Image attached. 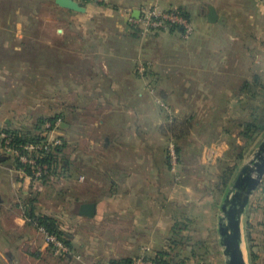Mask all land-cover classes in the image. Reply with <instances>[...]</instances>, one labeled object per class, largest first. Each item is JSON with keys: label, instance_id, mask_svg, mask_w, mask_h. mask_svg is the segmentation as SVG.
Here are the masks:
<instances>
[{"label": "crops", "instance_id": "obj_1", "mask_svg": "<svg viewBox=\"0 0 264 264\" xmlns=\"http://www.w3.org/2000/svg\"><path fill=\"white\" fill-rule=\"evenodd\" d=\"M118 3V19L111 20V25L100 30L99 25L85 27L89 37L76 39L80 43L76 46L87 49L86 54L79 61L72 62L69 68L57 69L56 72V78L65 81L57 83L56 94L86 95L105 102L110 97L111 103L105 110L119 112L116 118L123 120L117 126L116 135L110 133L104 138L100 137L104 139V150L99 154L88 151V155H84L73 151L71 167L64 162L63 173L70 171L71 202L75 207V214L67 217L72 224V235L65 233L62 214L57 212L51 215L60 231L80 250L79 254L88 264L133 261L142 255L145 248H149L151 254L168 250L165 240L171 234L172 219L160 221V176L166 170L157 161L162 151L158 145L167 138L160 131L165 125L161 114L167 113L166 122L173 119L176 111L195 112V118L197 116L200 121L204 114L208 116L213 113L218 117L219 113L234 108V104L228 102L220 106L222 100L226 101L224 95L237 94L243 83L257 73L264 76V69H256L264 64V0H119ZM207 5L217 11L219 19L215 24L207 20ZM145 6H156L162 11L182 10L189 17L187 19L192 24L193 33L185 38L183 29L178 28L177 31L161 33L149 40L132 39L129 35L133 26L130 18H139V11ZM54 7L64 15H70L68 10L56 4ZM85 8V13L73 12L71 15L91 20L98 12L93 2ZM16 10L15 4L1 8L0 0V15L14 16ZM115 15V11L110 13L112 18ZM4 26L0 23V31L7 30L9 33L10 20ZM95 31L104 33L97 37ZM56 32V47L60 41L67 43L68 40L64 38L67 32L64 30L62 34L59 29ZM112 33H116L118 42L112 40ZM10 42L13 51H17L14 40L7 39L3 47L9 48ZM72 42L75 44V39ZM45 44L53 45L52 41ZM61 54L59 57L64 59ZM81 61L87 64L86 67L81 68ZM140 61L151 65L150 72L148 70L144 77L146 80L131 71ZM69 87L72 88L70 93L67 91ZM146 95L154 96H151L150 106L144 104ZM218 96L222 103L217 105L215 98ZM132 97H136L137 103L127 104L125 101ZM77 106L81 105L78 103ZM145 107L153 111L151 127L142 121L146 116L143 113ZM71 109L82 110L75 106ZM96 109L88 108L87 111L94 113ZM110 118L89 125L93 129L105 127ZM131 119L134 123L140 120L135 129L129 122ZM60 126L62 131H57L58 137H64V134L74 130L66 123ZM148 129L155 135L150 133L148 137ZM109 142H114L115 151L108 150ZM151 143L157 147L150 146ZM59 155L55 157L57 162ZM128 159L130 161L127 162ZM27 177L18 162L2 158L0 264H71L68 259L54 256L35 223L24 213L23 208L27 207L34 193ZM81 181L86 183L87 195L80 191ZM91 192L96 193V199H101L97 201L89 195ZM84 204L96 205L97 213L93 219L79 215L80 207ZM80 232H87V237L81 238Z\"/></svg>", "mask_w": 264, "mask_h": 264}, {"label": "rangeland", "instance_id": "obj_2", "mask_svg": "<svg viewBox=\"0 0 264 264\" xmlns=\"http://www.w3.org/2000/svg\"><path fill=\"white\" fill-rule=\"evenodd\" d=\"M118 2L119 0L93 2L98 12L91 20H85L79 15L66 17L64 13L55 10V0H1V8L15 4L17 13L14 16L0 15L1 25L3 23L6 26L7 21L10 20V32L2 29L0 31V131L11 130L26 136L27 134L42 135L48 132L47 126L52 125L49 120L56 121L51 140L60 143L50 153L60 154V159L56 163L57 170L54 171L52 168V179L45 180V184H48L45 186H48L47 189L34 192L31 200H34L38 215L41 213L42 216H51L57 212L62 214L67 235L73 233L71 221L67 217L75 214V207L71 202L73 191L70 187L72 185L70 171L67 172L68 174L63 173L64 162L71 167L73 151H79L84 155H88V151L99 154L104 150V139H102L104 135L110 133L116 135L117 126L123 120L116 118L119 112L106 111L111 103L110 97H108L109 101L105 102L106 100L89 98L86 95L56 94L57 83L65 82L62 78H56V72L57 69L69 68L72 62L79 61L81 56L86 54L87 49L76 46L80 44L76 39L89 37L85 27L90 24L99 25L100 30L104 26L111 25V20L118 19L117 8L120 7ZM114 11L116 15L112 18L110 13ZM57 29L62 34L64 30L67 32L64 38L68 41L67 43L60 41L56 47ZM132 32L129 34L132 39L141 40L139 36L133 35L136 31ZM95 33L97 37H101L104 32L95 31ZM111 38L116 43L118 39L116 33H112ZM7 39L14 40L17 51H13L11 42L9 48L3 47ZM73 39L76 41L75 44L72 42ZM47 41H52L53 45L46 46ZM59 51L63 53L64 59L59 57V54L62 55ZM77 55L80 56L76 58ZM85 64L81 61V68L86 67ZM137 64L134 69L130 68L141 78L137 74ZM263 66L264 64L257 66V71L264 69ZM262 75V73L255 74L259 77L257 81L253 77L247 80L253 85L254 94L251 90L248 96L241 91L240 94L224 95L226 101L222 100L223 104L219 100L220 96L216 97L217 105L223 106L228 102L227 104H234V108L219 113L218 117L217 114L210 113L207 116L202 113L204 115L201 118L204 123L197 116L195 118V112L176 111L170 122L165 121L168 117L166 112L164 115L161 114L165 125L160 131L165 133L167 138L158 145V149L161 146L162 151L159 153L161 158L157 161L160 162L161 168L166 170L160 176L162 189L160 221L172 219L171 234L165 240L168 250L162 251L165 252V263L169 261L170 264H227L219 235V223L226 221L222 205L225 198L230 195L242 168L255 162L256 153L264 141V131L247 132L240 128V124L252 118L262 120L264 124V89L259 88V85L261 87L264 85ZM71 89L69 87L67 91L70 93ZM257 90L260 91L258 96H256ZM151 96L153 95H146L145 105L150 106ZM136 100V97H132L125 102L135 104ZM78 103L81 106H77ZM72 106L82 110H73ZM95 107L97 109L94 113L87 111L88 108L95 109ZM143 113L146 115L143 117V124L151 127L153 111L145 107ZM109 116L110 121L105 127L97 126L94 129L90 127L89 124L93 125L95 121L105 120ZM42 120H45L43 124H41ZM129 122L135 129L140 120L134 123L131 119ZM62 123L69 124L74 130L64 134V137L60 135L61 138L58 137L57 131H62L60 126ZM170 129H175V132L170 133ZM148 130V137L151 134L155 135L152 130ZM113 143H108V150H116ZM150 146L157 147L152 143ZM60 147V152L55 150ZM108 160L111 162V159ZM224 183L227 184L225 187ZM80 186L81 193L87 195L86 183L81 181ZM263 187L264 180L252 196L243 218L242 248L247 264H264ZM89 195L96 197V193L93 192ZM100 199L98 197L96 200ZM30 209L29 206H25L24 213L27 215L26 212ZM81 233H78L81 238L87 237V232ZM171 243H177L176 247L172 248ZM74 248L75 252L80 251Z\"/></svg>", "mask_w": 264, "mask_h": 264}, {"label": "built area", "instance_id": "obj_3", "mask_svg": "<svg viewBox=\"0 0 264 264\" xmlns=\"http://www.w3.org/2000/svg\"><path fill=\"white\" fill-rule=\"evenodd\" d=\"M102 2L104 0H91ZM261 1V0H258ZM139 18H130V23L140 30L142 40H149L157 34L170 32L172 28H182L185 38L193 33L190 21L177 11H162L156 6H145L139 11ZM130 17V16H129ZM151 65L145 62L137 64V74L144 78ZM48 132L41 135L42 141L38 144H15L11 134H0V161L9 158L22 166V172L27 173L32 192H42L45 189V180L52 179L50 166L43 163V159L53 151L60 142L51 140L53 137V125H48ZM174 157V156H173ZM37 226V224L35 223ZM45 244L52 250L57 259H68L71 264H88L84 257L76 254L70 246L65 244L58 236L47 232L43 227L37 226ZM131 264H165L157 254H151L148 248L143 250L142 255Z\"/></svg>", "mask_w": 264, "mask_h": 264}, {"label": "water", "instance_id": "obj_4", "mask_svg": "<svg viewBox=\"0 0 264 264\" xmlns=\"http://www.w3.org/2000/svg\"><path fill=\"white\" fill-rule=\"evenodd\" d=\"M55 4L65 10L83 14L86 8L75 0H55ZM207 20L210 24L218 22L216 9L207 5ZM255 162L245 165L234 186L222 205L225 222L219 223L220 243L223 247L227 264H247L243 254V218L246 215L250 200L264 180V141L255 156ZM97 209L95 204H84L80 207L81 217L93 219Z\"/></svg>", "mask_w": 264, "mask_h": 264}, {"label": "trees", "instance_id": "obj_5", "mask_svg": "<svg viewBox=\"0 0 264 264\" xmlns=\"http://www.w3.org/2000/svg\"><path fill=\"white\" fill-rule=\"evenodd\" d=\"M76 1L79 2V4L84 6V7H86L87 4L91 2L90 0H76ZM68 13H70V15L73 14V12H71V11H68ZM177 13L182 15V16H184L185 18H189L188 15L185 12H183L182 10H177ZM70 15H65V16L67 17V16H70ZM177 30H178V28H172L170 30V32L171 31H177ZM132 31H136L135 34H133V35H135L136 37H138V36L140 37V30L138 28H136L135 26H132ZM157 35H160V34H157ZM150 68H149V72H150ZM261 77H263V76H261ZM253 78L256 81L259 79V77L255 76V75L253 76ZM252 86L253 85L251 84V82L246 80L243 83L242 87L239 89L238 93L240 94V91H241L242 94L248 96L250 91L252 90L253 94H254V89H253ZM259 88H263L264 89V85L262 87L259 85ZM244 92H246V93H244ZM259 93H260V91L257 90L256 91V96H258ZM44 122H45V120H42L41 124H43ZM49 122L52 125H54L56 123L55 120H49ZM240 128L244 129V131H247V132L252 131V130L254 132H256V131L258 132V131H264V124H263L262 120H257L255 118H252V120H250V121L247 120L246 122L240 124ZM5 132L8 133V134H11L13 136V138H14L15 144H19V145L27 144V143L38 144V143H40L42 141L41 136H40L41 134H36V135H32V134L28 135L27 134V136H26L25 134H23L21 132H12L11 130H7ZM169 132L170 133H172V132L174 133L175 129H170ZM0 134H1V131H0ZM245 137H247V135ZM60 149H61V147L60 148H56L55 150L60 152ZM57 155H54L53 153L52 154L50 153L49 155H47L42 160L43 163H47L50 166V170L51 171H52V168H54V171L57 170V167H56L57 166L56 163H58L57 160H56ZM223 185L225 187L227 184L224 183ZM262 192L264 193V187H263ZM27 206H29L31 208L30 211L26 212L27 213V218H29L34 223H36L37 226L43 227L47 232L58 236L65 244L70 246L71 249L75 252L74 246L66 239L65 234L60 231L59 226L57 225V221L55 220L54 217L48 216V215H43V216L42 215H38L37 212H36V208L34 207V200L33 199L28 202ZM176 244L177 243H173V244L171 243L170 246H172V248H175ZM75 253L78 254V255H81V254H79V252H75ZM164 253L165 252H161V253L157 254L159 256L160 260L163 263H165V261H164ZM131 263L132 262L129 261V260H124V261H114V262H111L110 264H131ZM165 264H170V262L168 261Z\"/></svg>", "mask_w": 264, "mask_h": 264}]
</instances>
